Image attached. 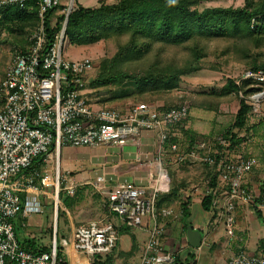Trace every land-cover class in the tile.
<instances>
[{
	"label": "built area",
	"instance_id": "2783aa9c",
	"mask_svg": "<svg viewBox=\"0 0 264 264\" xmlns=\"http://www.w3.org/2000/svg\"><path fill=\"white\" fill-rule=\"evenodd\" d=\"M27 0H0V8H23ZM60 0H37L39 24L28 34L27 48L15 51L12 61L0 77V264H110L105 260L115 249L118 232L109 216L114 215L129 229H144L146 240L140 264H174L176 254L163 244L164 220L173 215L172 207L156 206L158 194L168 191V170L186 160L207 164L218 174L214 188L203 190L202 197L213 195L212 209L224 226L229 239L234 235L235 210L240 205L264 206V185L253 193L243 184V177L256 164L254 157L229 158L221 154L216 144L227 146L220 134L203 137L187 149L173 141V129L189 116L190 101L181 93L176 107L160 110L146 102L129 107L94 108L86 93V84L92 78L93 62L84 57L67 60L63 57L65 25L71 2L63 8L65 20L54 42L45 48L43 17ZM251 79L260 88L245 98L250 105V118L258 115L264 100V70H246L240 79ZM88 90V89H87ZM143 131L156 133L154 153L144 161L155 171L150 184L120 181L112 183L110 175H97L85 182L102 196L107 213L74 226L69 245L73 261L58 257L68 242L58 241L56 228L51 235L48 251L34 253L19 243L14 221L30 213H40L43 197L52 198L57 210L59 192L72 196L77 185L65 177L36 169L27 171L33 160L43 156L44 167L53 153L59 155L63 146L98 147L136 144ZM49 155V157H47ZM55 156V155H54ZM140 158L138 157V160ZM167 160V161H166ZM69 182V183H68ZM149 182V181H148ZM208 182V180H207ZM48 188L54 189L53 194ZM51 200V201H52ZM50 202V200H48ZM192 227L204 231L203 222ZM205 245V239L198 247ZM223 264H264V253L239 250Z\"/></svg>",
	"mask_w": 264,
	"mask_h": 264
},
{
	"label": "trees",
	"instance_id": "16d2710c",
	"mask_svg": "<svg viewBox=\"0 0 264 264\" xmlns=\"http://www.w3.org/2000/svg\"><path fill=\"white\" fill-rule=\"evenodd\" d=\"M209 1L212 0H117L112 3L101 0L91 7L77 4L71 9L66 19L67 42L90 45L110 38L119 42L114 55L101 61L97 76L92 77L86 87L119 85V92L114 93L111 98L117 101L130 97L145 101L160 100L162 94L179 87L183 75L200 69V62L208 54L212 41L221 43L220 49L216 48L221 55H230L237 51L238 58L249 65L248 70H264V63L259 61L260 56L258 60L252 56L251 50L252 46L255 48L264 46V0H243V5L238 7L203 6V3ZM62 9L63 6L57 5L49 8L44 14L45 48L54 42L55 35L62 28L65 14L63 11L58 13ZM39 22L37 0H27L23 8L17 6L0 8V25L4 23L11 30L32 31ZM122 39H124L123 42H120ZM169 46H183L187 49V54L181 63L178 64L163 57ZM26 48L17 46V51L23 52ZM139 64L144 66L141 68ZM127 83L134 85L135 89L127 88ZM252 84L251 79H241L239 83H236L235 79L227 78L220 89L211 88L206 95L208 98H215V104L208 99L194 101L193 107L216 110L222 97L235 96L237 108L234 119L229 128L224 133H220L228 145L216 144L221 154L236 150L245 140L240 132L248 133L254 127V125H248L251 107L246 103L245 98L239 96V92L245 97L260 89ZM183 98L190 101L189 95L184 94ZM176 105L177 102L172 105H163L158 109L168 110ZM188 121L189 116L182 125H177V129L181 130L184 138H179L177 135L172 138L173 141L180 143V146L182 141H186V148L205 137L188 128ZM234 129L236 130L233 131ZM42 160V156L35 158L27 171L36 169L42 173L44 165ZM185 162L194 161L186 160ZM201 164L208 167L207 169L210 168L205 163ZM217 176L215 170L208 171V188L211 189L217 185ZM184 184L185 182L181 181L180 185ZM180 185L174 184L167 193L158 194L156 198L158 209L170 207L171 199L180 197L178 191ZM94 193L102 199L101 195ZM212 199V194L201 198V206L204 210L214 212ZM79 200V194L73 199L66 195L62 198L67 208L73 207ZM184 200H189V197ZM104 209L107 213L105 206ZM179 209L182 216L187 217L190 213L188 201H182ZM253 210L258 219L263 220L262 212L255 204H253ZM59 213L60 210H57V218ZM215 214L216 212L214 216ZM14 227L16 237L24 249L34 253L48 251V246L40 244L35 237L21 242L17 236L15 221ZM61 255V251L58 252V257ZM105 261L110 263L109 257ZM60 264L68 263L63 260ZM174 264L190 263L176 259Z\"/></svg>",
	"mask_w": 264,
	"mask_h": 264
},
{
	"label": "rangeland",
	"instance_id": "374dc122",
	"mask_svg": "<svg viewBox=\"0 0 264 264\" xmlns=\"http://www.w3.org/2000/svg\"><path fill=\"white\" fill-rule=\"evenodd\" d=\"M99 1L101 0H60L59 6H63V8H65L71 2L72 8H74L77 4L84 7H91L96 5ZM103 1L112 3L116 2L117 0ZM242 5L243 0H212L203 3V6L209 7H238ZM62 10H59L58 13H62ZM30 32V30H26L25 32L11 30L8 26L6 27L4 23L0 25V77H2L4 74L7 65L12 61L15 51H17V46L24 48L27 47V37L28 33ZM123 40L124 39H122L120 42H123ZM118 43L119 42L114 38L99 40L98 42L90 45H76L70 42H65L63 47V57L67 60H77L84 57L90 58L94 65L92 72V77L94 78L98 74V67L101 61L114 55L119 46ZM220 46L221 43L212 41L210 43L208 54L200 62V69L188 75H183L180 79L179 87L162 94L163 96L160 100L145 101L135 97L118 101L112 100L111 98L113 97V94L119 92V85H110L97 88L88 86V88L86 87L87 96L91 103L98 106L112 105L111 107H118V105H121L125 108L144 101L150 105H153L154 107L159 108L163 105L174 104L180 99L181 93H184L189 95L191 104L189 111V121L187 123L188 128H191L193 131L198 132V134L204 135L205 137L208 135H210L209 137H212L213 135L224 133L231 125L234 119L235 110L237 108V101L234 95L231 96L233 99L231 97H222L216 110H207L196 106L193 107L194 101L197 99H203V101L208 99L212 102V104H215V98H208L206 96L208 91H210L211 88L220 89L226 82L227 78H232L237 81L242 76V74L249 69V65L245 64L242 60H240V58H238L239 56L237 51H234V53H231L230 55H221L217 50L220 49ZM251 50L253 53L252 56H255L258 58V60L260 56L259 61L264 63V46L261 48H255L252 46ZM186 54L187 49L183 48V46H169L166 49L163 57L166 58V60L174 61L179 64L183 61L182 59L186 56ZM138 66L142 68L144 65L139 64ZM126 86L131 90L135 89L134 85L131 83H127ZM262 108H264V100L260 104L259 112V114L263 113L264 115V109L262 110ZM263 115H255L254 117L250 118L248 122L249 126L254 125L250 132L246 134L248 138L251 139V145H249L254 152L262 150L260 148V143L263 139L260 135L264 123L260 117H263ZM235 130L236 129L233 131ZM241 133L244 134V131H241ZM241 136L245 137V135ZM178 137L184 138V135L180 132ZM181 144V148L183 147L184 149H187L185 147L186 141H182ZM132 149L136 150L135 148L120 150V146L108 145H102L98 147L63 146L59 155H56L53 153L52 147H50L49 153L53 155V158L48 159V165L44 167V170L51 174L54 178L57 171L56 165H58L57 168L59 177L65 176L69 182L77 185L74 194L71 196L72 199L79 194L80 200L75 202L70 210L67 208V211L62 201L64 193L61 190L57 199V210H60L59 217L53 218L54 212L57 211L55 202L52 200V198L46 199V197H43L44 207L40 213H30L22 220H17L21 218L20 216L15 219L16 232L19 240L23 242L24 239L30 238L25 235L26 230L29 235L35 236L36 240L40 242V244L48 246L50 245L53 230L56 228L58 241L60 242L61 239H66L69 241L71 227L85 224L87 220L90 219L101 218L104 214L102 210L99 209V206L97 207L99 210L96 209L97 211L91 212V207L96 206V201H98V199L100 200V197L97 196L92 188L85 184V182L95 179L97 175H110L107 170H112L115 173L117 172L120 176L119 178H122V180L128 179L127 181L139 183L147 178L149 180L147 184H150L153 180V172L149 171L150 167L147 163H144V161L149 160L154 151L152 153L146 151L145 156H143V158L140 160L143 161V164L140 165L135 161L134 155L127 154L132 153ZM231 153L232 152H227L226 155L230 156ZM124 155H126V157H123ZM47 157H49V155H47ZM129 162H132V164H129ZM172 166L173 167L169 168L168 182L172 181L176 185L178 184V181H184L185 185H180V187L189 191L199 186H203L204 188L208 186L207 173L209 170L212 171V169H207L208 167H204V165L200 162H184L180 165ZM80 175H85L86 178L76 181V177H80ZM200 178L201 184L196 185V183L199 182L198 179ZM53 191L54 189L48 188L49 194L54 195ZM48 200H50V202ZM90 204L92 205L90 206ZM23 224H25L26 227H23ZM257 224L258 226H249L247 237L248 244H244L249 248L252 246L253 240H256L254 245H258L260 252L264 253V219L259 220V222L257 221ZM47 225L48 229L45 232L38 230L45 228ZM134 232L137 233L136 231ZM131 242V231H129L125 237V245L122 241V247L127 246ZM224 251L225 250L221 251V253L219 252L220 256H223Z\"/></svg>",
	"mask_w": 264,
	"mask_h": 264
},
{
	"label": "crops",
	"instance_id": "0c3cea01",
	"mask_svg": "<svg viewBox=\"0 0 264 264\" xmlns=\"http://www.w3.org/2000/svg\"><path fill=\"white\" fill-rule=\"evenodd\" d=\"M91 104L94 108L112 106V105L111 106L110 105L109 106H106V105L98 106L93 103ZM118 107H122V106L118 105ZM263 109L264 108H262V110ZM260 114L263 115V113H260ZM260 114L256 116H260ZM260 118H262V121L264 123V115L263 117H260ZM173 131L174 133L176 132L175 134L177 136H179L181 132V130L177 129V127H175ZM261 131L262 132L260 136L262 137L263 140L260 143V146H261L260 148L262 150L254 152L251 149V146H250L251 139L248 138V136L246 135L247 134L246 131H244V134L240 132V135H245V140L242 141L238 145L237 149L234 150L230 154V156H228L229 158H232V159H240V158H245V157H250V156L255 158L256 164L253 166L252 170L246 173L245 176L243 177V184L248 190L252 191L253 193H257L264 185V126ZM156 140H157L156 133L152 131H143L140 134L138 142L136 144H133V145L126 144V145L120 146V150H124V149L127 150L130 148H135L136 150L132 149L133 152L127 153V154L134 155L135 161L138 162L140 165H142L143 161H140L141 158L145 156L146 151L152 153L155 150ZM123 157H126V155H124ZM138 157L140 158L139 160H138ZM129 164H132V162H129ZM43 170H44V165L42 167V171ZM107 172L110 174V176L111 175L113 176V177L111 176L113 178L112 180L113 184L120 182V181L128 180V179L122 180V178H119L120 176L118 175V173L117 172L115 173L112 170L111 171L107 170ZM153 174H155V171H153ZM84 178H86L85 175L84 176L80 175V177L79 176L76 177L75 180L77 181V180L84 179ZM201 178L198 179L199 182L196 183V185L201 184L200 182ZM148 181L149 180L145 178L144 181L139 182V183L147 184ZM180 183H181V180L178 181L179 185ZM173 184L174 183L172 181L169 182L170 187L168 191L173 186ZM204 189L205 188L203 186L201 187L199 186L189 191V190H184L182 187H180L178 190L180 193V197L171 199L169 206L173 208L174 212H173V215L169 216L168 218L164 220L165 233L162 239L164 246L167 249H173L175 251L177 260H179L180 262L188 261L190 264H223L225 260L228 259V257H230L231 255H233L239 250H243L248 253L260 252L258 245H254L256 240H253V244L249 248L245 246L244 244V243L248 244L247 237H248L249 226L250 225L258 226L257 221L259 222L258 217L254 213L253 204H246V205H241V206L239 205L236 208L234 235L231 239H229L226 235L223 224L220 222V220L217 217V214H215L214 216V212L216 211L215 210L214 212L206 211L202 208L201 198H202V193ZM168 191L163 192L161 194L167 193ZM187 197H189V200H184V198H187ZM180 201L181 202L188 201L190 213L187 217H183L181 214V211L179 209L180 203H181ZM91 205L92 204H90V206ZM98 206H99V209H101L104 214L102 217H104L106 212L103 206V200L101 198L100 200L98 199V201H96L95 207H91V212L99 210L97 208ZM71 208H68V209L70 210ZM65 209L67 210L66 206H65ZM259 209L261 210L262 216L264 219V213H263L264 206ZM56 212L57 211L54 212L53 218L57 217ZM24 218L26 217H21L17 220H22ZM90 220H94V219H90ZM90 220H87V222ZM109 220L111 223L115 225L118 235H119L118 242H117L115 249L108 256L110 259V264H140V260H141V256L143 252V245L147 238L146 231L144 229H136V230L129 229L123 226L121 222L118 220V218H116L114 215H110ZM199 222H203L206 226V229L204 231H200L201 240L205 239V245L201 247H193V246H190L188 243V240L186 237V226L193 225L194 223H199ZM23 225H24L23 227H26L25 224ZM47 227L48 225L45 228L38 229V230L41 232H45L48 229ZM72 229L73 227H71V230ZM129 231H131L132 242L129 243L125 247L123 246L124 247L123 248L122 241L125 245V237L127 236V232ZM134 231H136L137 233H135ZM25 235H27L30 238L35 237L32 235H29L26 232V230H25ZM62 240L66 241V243L68 242V245L66 248H63L62 246V250H64V252L61 253L62 256H65L66 254L67 255L66 257L70 258L73 261L74 254L71 250V245H69V241L66 239H62ZM222 249L225 251L223 252V256H220L221 251H223Z\"/></svg>",
	"mask_w": 264,
	"mask_h": 264
},
{
	"label": "water",
	"instance_id": "95a60500",
	"mask_svg": "<svg viewBox=\"0 0 264 264\" xmlns=\"http://www.w3.org/2000/svg\"><path fill=\"white\" fill-rule=\"evenodd\" d=\"M186 237L190 246L198 247L201 241V232L192 227V225L186 226Z\"/></svg>",
	"mask_w": 264,
	"mask_h": 264
}]
</instances>
